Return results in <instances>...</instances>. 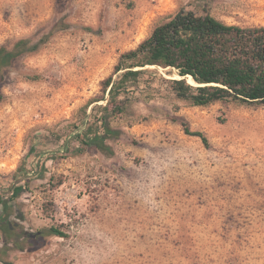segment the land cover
I'll return each instance as SVG.
<instances>
[{
    "label": "rangeland",
    "instance_id": "obj_1",
    "mask_svg": "<svg viewBox=\"0 0 264 264\" xmlns=\"http://www.w3.org/2000/svg\"><path fill=\"white\" fill-rule=\"evenodd\" d=\"M180 7L264 25V0H0V45L39 43L0 73V214L26 185L7 204L21 235L0 229V264H264V107L190 105L159 68L114 120L112 154L64 146L119 54ZM51 177L63 183L49 191ZM51 225L66 236L26 238Z\"/></svg>",
    "mask_w": 264,
    "mask_h": 264
},
{
    "label": "trees",
    "instance_id": "obj_2",
    "mask_svg": "<svg viewBox=\"0 0 264 264\" xmlns=\"http://www.w3.org/2000/svg\"><path fill=\"white\" fill-rule=\"evenodd\" d=\"M38 47L39 43L31 44L27 38L17 39L10 47L1 44L0 73L15 58ZM159 68L170 76L162 77L167 90L190 105L208 106L219 102L264 107V25L228 24L206 10L198 13L180 7L156 24L135 47L119 54L112 72L101 81L100 94L81 106L77 119L68 124L66 151L79 153L94 147L112 154L108 141L122 134V129L113 124L114 120L142 98V93H137L145 74H157ZM147 99L151 95H146ZM181 124L186 133L210 146L203 132L190 131L185 122ZM56 136L58 140L62 138V134ZM32 153L31 148L28 155ZM26 172L29 171L23 161L13 174L15 182ZM62 183V179L51 177L48 190ZM25 186V183L13 185V195L2 199L5 209L0 214V229L7 240L15 237L16 242L21 235L15 233L14 224L9 220L12 213L7 204ZM43 235L65 237L66 233L51 225L26 238L31 243H39Z\"/></svg>",
    "mask_w": 264,
    "mask_h": 264
},
{
    "label": "water",
    "instance_id": "obj_3",
    "mask_svg": "<svg viewBox=\"0 0 264 264\" xmlns=\"http://www.w3.org/2000/svg\"><path fill=\"white\" fill-rule=\"evenodd\" d=\"M189 82V81H188Z\"/></svg>",
    "mask_w": 264,
    "mask_h": 264
}]
</instances>
